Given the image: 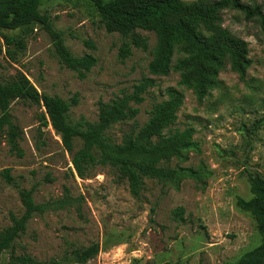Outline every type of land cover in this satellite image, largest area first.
I'll return each mask as SVG.
<instances>
[{
  "label": "rangeland",
  "instance_id": "obj_1",
  "mask_svg": "<svg viewBox=\"0 0 264 264\" xmlns=\"http://www.w3.org/2000/svg\"><path fill=\"white\" fill-rule=\"evenodd\" d=\"M241 1L259 4L264 10V0ZM40 9L63 33L74 55L92 53L97 63L80 79L60 63L40 26L27 32L5 30L16 37L23 35L25 49L15 61L10 60L0 36V80L20 70L41 93L68 101L76 95L77 103L68 114L75 122L95 120L98 101L131 92L143 77L154 78L153 86L143 93L144 100L135 105L136 117L108 130L115 141L121 140L134 120L142 125L152 105L166 99L170 88L180 90L183 101L173 127H192L194 145L185 151L187 160L174 158L170 165L187 168L192 175L178 189L145 179L139 197L130 194L126 182L109 166L98 165L92 176L81 179L71 174V154L59 135L44 124L43 107L15 99L10 113L21 130L23 155L10 152L1 141L0 170L10 168L21 187L35 185L36 203L60 198L64 186L73 200L65 208L35 214L25 232L0 254V264H11L21 255L32 257L36 264H72V251L93 243H99L100 250L89 264H233L258 245L254 219L236 205L238 197H251L249 174L264 177V42L258 21L246 19L237 10L222 12L223 26L247 42L251 64L244 80L227 64L218 75V86L198 103L191 89L178 85V73H148L155 44L152 31L137 29L147 37L148 48L132 46L122 61L119 46L124 38L105 30L91 1L42 0ZM85 41H91L94 49ZM80 143L75 139L74 150ZM22 212L18 189L0 176V232L11 224L10 213Z\"/></svg>",
  "mask_w": 264,
  "mask_h": 264
},
{
  "label": "trees",
  "instance_id": "obj_2",
  "mask_svg": "<svg viewBox=\"0 0 264 264\" xmlns=\"http://www.w3.org/2000/svg\"><path fill=\"white\" fill-rule=\"evenodd\" d=\"M89 1L98 11L105 30L119 33L124 38L119 46L122 61L131 54L132 46L142 50L148 48L147 37L139 34L137 29L152 31L155 44L148 73L154 76L178 73V85L191 89L198 103L218 86V75L227 64L240 80L245 79L251 64L247 42L223 26L224 10H237L246 19H256L264 42V10L259 4L250 5L241 0ZM41 3L42 0H0V36L7 57L15 61L18 52L25 49V41L23 35L16 37L4 31L19 29L27 32L38 25L48 33L60 63L74 71L78 78H85L97 63L96 56L92 53L74 55L64 43L63 33L54 27L48 13L41 11ZM85 44L94 49L91 41H85ZM153 84L154 78L143 77L134 84L131 92H124L109 101H98L95 120L80 118L72 122L68 114L71 106L77 103L76 95L68 101L56 94L41 93L24 72L17 70L9 78L0 80V142L4 140L10 152L23 155L19 144L21 130L12 120L10 104L15 99L29 100L43 107L44 124L54 129L64 149L71 154L72 175L75 173L86 179L93 175L98 165L109 166L126 182L133 197L141 195L145 179L178 189L180 182L192 172L187 168L172 167L170 163L174 158L187 160L185 151L194 145L192 127H173L183 101L180 90L170 88L166 99L152 105L147 120L140 126L134 120L120 141L107 134L112 125L136 117L139 109L135 105L144 100L143 93ZM75 139L81 141L76 150ZM0 176L18 189L23 206L19 216L10 213L11 224L0 232L1 254L25 232L27 222L35 214L65 208L73 198L64 186L60 198L36 203L33 197L35 185L19 186L11 176L10 168L0 170ZM248 181L251 197H238L236 205L254 219L260 242L233 264H264V177L249 174ZM99 250V243L74 249L72 264H89ZM11 264H36V261L21 255Z\"/></svg>",
  "mask_w": 264,
  "mask_h": 264
}]
</instances>
